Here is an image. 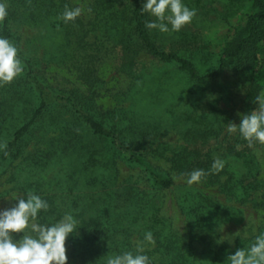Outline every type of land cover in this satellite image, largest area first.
<instances>
[{"label": "trees", "instance_id": "16d2710c", "mask_svg": "<svg viewBox=\"0 0 264 264\" xmlns=\"http://www.w3.org/2000/svg\"><path fill=\"white\" fill-rule=\"evenodd\" d=\"M5 2L8 16L0 21V36L16 42L13 29L22 24L54 31L57 36L54 45L61 48L60 54L74 59L78 66H85L82 70L89 82L94 79L92 64L102 52L105 41L111 43L121 58L120 71L126 77L136 80L137 57L146 53L160 63L175 65L194 86L208 82L215 84L227 71V63L233 65V72L251 71L264 42V0H228L230 5L247 2L250 15L245 27L224 47L218 69L202 75L198 60L191 53L196 38L184 36L182 41H176L177 37L168 33L169 36H162L156 30L149 31L145 22L155 18L140 11L144 0H90V17H78L68 23L60 17L66 6L74 8L69 0ZM184 3L195 8L198 15L209 12L202 0H184ZM163 44L169 51L162 49ZM182 49L186 50L187 57L178 55ZM18 55L25 70L16 91L6 100L4 85L0 86V172L4 174L23 156L29 140L36 133L39 134L38 143L50 134H57L52 149L36 155L31 167L45 171L51 166L70 163V168L75 170L69 174L80 177L84 195L72 199L69 207L79 221V228L69 240L82 264H106L107 256L133 250L131 240L137 234L142 239L147 231L153 233L156 241L153 249L147 251L152 264H200L193 244L181 240L172 231L161 218V205L153 204L146 190H130L125 205L116 203L120 196V164L143 174L153 192L163 194L175 186L170 176L159 174L147 162L148 155L158 153L155 146L161 142L162 133L148 129L143 132L121 114L98 115L85 104L82 96L69 97L53 91L39 63L23 51ZM263 92L264 86L259 79L250 78L245 95L246 113L255 110V98ZM202 95L192 91L189 97L180 101L179 122L185 126V143L170 152L165 149L161 155L167 154L171 171L178 177L194 169H204L208 174L201 184L219 188L227 199L243 207L260 190L261 166L255 151L264 146L256 143L254 148H249L248 142L238 133L222 137L230 117L216 106L226 98L213 90ZM29 99L34 100L33 108L28 104ZM177 112L175 109L169 111L173 115ZM27 114L29 117L1 149L3 132L9 131L11 123L19 120L20 115ZM217 158L226 161L225 168L218 173L212 169ZM39 195L50 205L40 214V220L55 223L65 214L60 200L43 193ZM180 199L191 227L202 242L212 240L210 233L215 227L240 223V209L224 206L194 187L187 186Z\"/></svg>", "mask_w": 264, "mask_h": 264}, {"label": "rangeland", "instance_id": "374dc122", "mask_svg": "<svg viewBox=\"0 0 264 264\" xmlns=\"http://www.w3.org/2000/svg\"><path fill=\"white\" fill-rule=\"evenodd\" d=\"M69 1L74 8L81 7L83 9L80 17H90V0ZM202 2L209 10L207 15L199 13L181 31L168 34L177 37L176 41H182L184 36L196 38V42H192L191 53L198 60V67L202 75H208L218 69L219 57L226 44L245 27L247 17L250 15V6L247 2L230 5L228 0H202ZM13 31L16 33L14 44L19 51H23L33 61L39 63L53 91L66 94L69 97L82 96L85 104L98 115L115 113L116 116H119L121 114L143 132L148 129L149 132L162 133L161 142L155 146L158 153L148 155L147 162L159 174L170 176L174 180L175 186L163 194L153 192L143 174L133 167L120 164L118 185L120 196L116 199V203L125 205L124 203L128 199L127 193L130 190L135 192L146 190L145 193L149 196V200L155 205H161V218L170 225L172 231L181 240L193 244L200 258V264H222L227 261L229 255L234 254L238 249L249 246L256 235L264 232V206H262L264 205V157H257L261 166L260 190L243 207L234 200L227 199L217 187H206L201 183L191 186L224 206L238 208L242 211L239 217L240 223H228L215 227L210 233L212 240L202 242L191 227L189 216L180 204L181 194L188 185L182 180L173 178L178 176L171 171L172 164L166 158L167 154L162 156L163 150L166 149L170 152L179 149L185 143V126L179 122L181 109L178 106L180 101L189 97L192 91L200 92L203 95L212 90L215 93H220L226 99L218 102L217 109L225 110L228 113L230 117L228 123L234 122L239 125V114L246 113L245 95L250 78H258L261 85L264 86V42L258 52L257 64L251 71L244 72L240 69L241 71L233 72L231 70L233 65L227 63V71L222 73L215 84L208 82L202 86H194L187 75L175 65L160 63L146 53H141L137 57L138 66L134 71L136 80L126 77L120 71L119 59L121 58L118 57V53L111 43L105 41L102 52L96 56L94 64H92L94 79L89 82L84 78L86 75L83 74L82 69L86 68L85 66H78L74 59L70 60L60 54L61 48L54 45L57 39L54 31L30 24L14 27ZM168 34L162 33V36H169ZM162 47L165 51H169L164 44ZM178 55L187 57L188 54L185 49H182ZM20 82L21 75L12 83L4 85V99L7 100L11 97ZM28 102L29 106L33 108L34 100L29 99ZM172 109L179 111L176 113L177 115L169 113ZM28 117V114L20 115L19 120L11 123L10 130L3 132L1 149L5 147L14 131ZM224 128L222 137L229 134L226 127ZM38 136L39 134L36 133L29 140V147L20 159L9 166L4 174L0 172V210L15 206L17 201L11 200L13 192L22 198H26L28 192L55 196L57 200H60L59 203L62 204L61 207L65 213L71 212L69 207L72 199L84 195L85 190L80 177L78 175L72 177L69 174L75 170V168H70V163L51 166L45 171L31 167V161L36 155H39L41 151L52 149V142L57 139L58 135L50 134L41 143L37 141ZM257 150L264 153V149L260 147ZM40 222L51 224L41 220ZM244 230L247 232V238L242 233ZM238 232L240 234L236 236ZM76 234L77 231L66 240L67 264H82L77 252L72 247L73 242L69 240ZM15 235L18 239L22 234ZM138 239H141L139 234L131 240L133 247L134 241ZM152 249L153 247H150V250Z\"/></svg>", "mask_w": 264, "mask_h": 264}, {"label": "clouds", "instance_id": "9594fccd", "mask_svg": "<svg viewBox=\"0 0 264 264\" xmlns=\"http://www.w3.org/2000/svg\"><path fill=\"white\" fill-rule=\"evenodd\" d=\"M140 11L155 18L146 21L145 27L160 33L179 32L197 15V10L188 7L184 0H144ZM82 12L81 7L66 6L60 18L65 23L73 22ZM7 16V4L0 0V21ZM18 53L13 42L0 36V86L12 83L24 72L25 66ZM255 104V110L239 114V125L234 122L225 125L229 134L238 133L248 142L249 148H254L256 143L264 146V93L256 96ZM256 155L264 157L259 150ZM225 164V160L217 158L212 169L218 173ZM207 174L198 168L173 178L193 186L202 183ZM11 200L17 201L15 206L0 210V264H67L66 240L79 228L75 216L66 212L55 223H41L40 214L50 207L46 199L34 192H28L26 198L13 192ZM242 233L247 238V232ZM15 234L22 235L17 239ZM238 234L240 232L236 236ZM155 243L153 233L147 231L142 239L134 241L133 250L107 256L106 264H152L147 251ZM226 264H264V232L256 235L249 246L229 255Z\"/></svg>", "mask_w": 264, "mask_h": 264}]
</instances>
